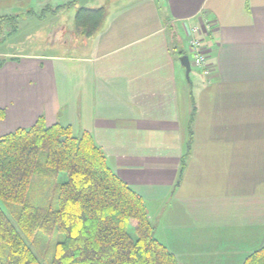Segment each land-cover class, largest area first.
Instances as JSON below:
<instances>
[{
	"label": "crops",
	"instance_id": "crops-1",
	"mask_svg": "<svg viewBox=\"0 0 264 264\" xmlns=\"http://www.w3.org/2000/svg\"><path fill=\"white\" fill-rule=\"evenodd\" d=\"M25 1L0 0V8ZM88 1L72 7L104 9L93 36L59 25L47 45L62 54L5 59L0 137L40 117L90 133L144 199L160 243L198 254L161 240L159 221L194 226L211 206L243 264L264 246V0ZM201 24L214 70L209 78L197 72L189 95L181 57L189 55V30Z\"/></svg>",
	"mask_w": 264,
	"mask_h": 264
},
{
	"label": "trees",
	"instance_id": "trees-1",
	"mask_svg": "<svg viewBox=\"0 0 264 264\" xmlns=\"http://www.w3.org/2000/svg\"><path fill=\"white\" fill-rule=\"evenodd\" d=\"M104 16L102 8L79 7L77 30L93 36ZM3 21L0 18V36ZM4 64L0 58V69ZM4 117L0 109V122ZM192 142L191 133L188 153ZM185 167L186 157L179 177ZM60 173L67 180L57 205H31L27 196L33 178ZM0 200L19 207L12 218L0 206V264H39L29 241L55 232L64 240L49 264H178L175 254L155 238L142 196L109 167L88 132L76 135L71 126H47L40 117L32 127L0 137ZM243 264H264V246Z\"/></svg>",
	"mask_w": 264,
	"mask_h": 264
},
{
	"label": "rangeland",
	"instance_id": "rangeland-1",
	"mask_svg": "<svg viewBox=\"0 0 264 264\" xmlns=\"http://www.w3.org/2000/svg\"><path fill=\"white\" fill-rule=\"evenodd\" d=\"M74 2L77 4L78 0H27L15 6L6 4V6L0 8V18H4L5 20L2 22L3 31L0 36V58L6 59L8 56L14 55L62 54V49L55 48V45H47V39L54 32V28L59 25H66L70 31H77L75 29L77 28L75 21L77 9H75V4L72 7V3ZM89 2L93 3L97 2V0H89ZM61 5L71 7H67L64 10L58 8ZM30 11L36 13L29 15L28 12ZM197 72L202 74L200 70L198 71L196 68H193L189 79L185 76L187 93L189 95L194 89L196 76L198 75ZM41 161H44V156L41 157ZM66 180L67 177L64 173L57 174L56 176L36 175L32 180L28 192V202L31 205L42 208L51 205L56 206L61 186ZM0 206L12 218L14 217V213L19 211V207L16 205L8 204L2 200H0ZM211 210V206L204 207L203 215L194 226L191 224L192 222H179L181 225L178 228L179 226H176V224L174 226L168 225L170 223L168 219L162 222L159 221L161 223V236L163 238L161 240H166V237L169 236L175 239L176 243L184 245V249L186 247L191 248L193 251H196L197 248L199 249V253L194 255L181 254L183 251L180 248L175 249L174 254L178 264H241L240 258L242 255L236 254L235 250L230 246L228 238H222V236L226 235V231L222 227L227 223L220 220L215 222L213 214L210 215L208 213ZM208 226L210 230L206 229ZM213 227L217 228L213 229ZM130 230L131 232L133 231L132 229ZM205 234L215 235L214 237H209ZM181 237L187 239L186 243L181 240ZM63 240L64 235L55 232L51 237L40 235L30 240L29 243L39 257V264H49L55 254L56 245ZM207 242H212V250H208L209 244ZM167 249L170 252L174 250L172 247H168Z\"/></svg>",
	"mask_w": 264,
	"mask_h": 264
},
{
	"label": "built area",
	"instance_id": "built-area-1",
	"mask_svg": "<svg viewBox=\"0 0 264 264\" xmlns=\"http://www.w3.org/2000/svg\"><path fill=\"white\" fill-rule=\"evenodd\" d=\"M208 27L205 24L198 25L189 30V58L191 66L201 71L209 78L214 70V65L209 61L208 48L205 46L203 37L208 33Z\"/></svg>",
	"mask_w": 264,
	"mask_h": 264
},
{
	"label": "water",
	"instance_id": "water-1",
	"mask_svg": "<svg viewBox=\"0 0 264 264\" xmlns=\"http://www.w3.org/2000/svg\"><path fill=\"white\" fill-rule=\"evenodd\" d=\"M181 64L186 69V75L189 78L192 67H191V63H190V59L188 55L181 57Z\"/></svg>",
	"mask_w": 264,
	"mask_h": 264
}]
</instances>
